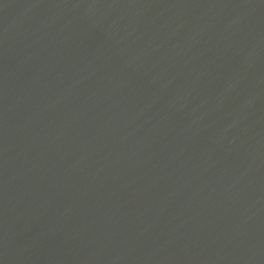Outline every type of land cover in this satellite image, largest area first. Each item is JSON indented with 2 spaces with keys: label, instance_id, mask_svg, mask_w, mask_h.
<instances>
[{
  "label": "water",
  "instance_id": "water-1",
  "mask_svg": "<svg viewBox=\"0 0 264 264\" xmlns=\"http://www.w3.org/2000/svg\"><path fill=\"white\" fill-rule=\"evenodd\" d=\"M0 264H264V0H0Z\"/></svg>",
  "mask_w": 264,
  "mask_h": 264
}]
</instances>
